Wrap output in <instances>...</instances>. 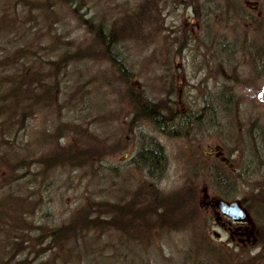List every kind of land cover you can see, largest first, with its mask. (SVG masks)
I'll return each instance as SVG.
<instances>
[{"label":"rangeland","instance_id":"rangeland-1","mask_svg":"<svg viewBox=\"0 0 264 264\" xmlns=\"http://www.w3.org/2000/svg\"><path fill=\"white\" fill-rule=\"evenodd\" d=\"M183 18L173 21L165 0H0V85L9 90V75L20 84L22 109L39 96L15 151L25 160L63 151L49 167L0 181V199L25 206L16 225L25 222L30 235L11 246L0 238V264H248V248L227 244L202 208L201 184L218 171L205 155L219 143L236 166L221 169L219 184L264 230V69L251 60L215 65L212 50L200 48L212 34L191 21L187 35ZM91 20L117 34L108 47ZM62 59L59 69L49 64ZM224 87L232 97L206 100ZM143 101L167 120L143 111ZM150 141L168 160L157 184L133 164ZM65 226L73 231L64 243L38 238Z\"/></svg>","mask_w":264,"mask_h":264},{"label":"flooded vegetation","instance_id":"flooded-vegetation-1","mask_svg":"<svg viewBox=\"0 0 264 264\" xmlns=\"http://www.w3.org/2000/svg\"><path fill=\"white\" fill-rule=\"evenodd\" d=\"M165 11L172 16L173 21L182 19L184 15L187 21V24L184 25L187 35L193 27L191 21L201 22L200 32L202 36L212 34V41L210 45L205 46L206 44H204L200 48L203 50L204 47L205 52L206 49H211L213 62L220 68L232 69L243 67L251 60L259 69H264V0H165ZM180 11H183L182 16H180ZM225 33L228 35H222ZM239 43H242L241 47L238 46ZM238 49H241L243 52H239ZM223 89H226L224 92L227 93L220 92L215 95L211 94L206 100H221L232 97L233 94L228 88L224 87ZM219 91L220 89H218ZM186 94L185 96L187 98L188 95ZM216 95L219 97H216ZM205 111L208 110H202L203 113ZM189 114L196 115L194 112ZM165 119L167 120V116ZM169 124L171 126L173 125L172 123ZM156 144L158 143L150 141L141 145L135 155V159L138 160H133V164L138 165L137 162L143 157L142 153H145V151L149 152L150 157L148 160H152V162L150 165L151 174L148 177L157 184V182H163L165 180V174L168 170V160L165 159L162 145L159 144L163 152L161 156L151 147V145L155 146ZM208 148L209 152L206 153L205 158L206 160H213L218 165V171L208 173L210 175L209 178H206L208 183H205V178L202 179L201 186L204 194L201 199V206L204 209L210 210L211 213H214L216 223L228 232L230 237L226 242L227 244L236 240V245L248 248L250 253V257L248 259L246 258L249 261L248 264H260L262 259H264V230L256 226L252 213L243 204V201L240 199L242 205L250 213L253 221L250 225L235 221L239 218L234 219L230 215L222 212L218 207L213 206L215 200L235 201L227 199L224 185L219 183L222 179H225L221 173V169L224 171H234L236 166L223 145L215 143L213 146L209 145ZM164 163L166 164L165 168ZM209 187L216 189V193H210ZM156 190L161 191V188H157ZM154 210L155 207L153 205L152 211L154 212ZM236 252V256L240 258L239 251Z\"/></svg>","mask_w":264,"mask_h":264},{"label":"trees","instance_id":"trees-1","mask_svg":"<svg viewBox=\"0 0 264 264\" xmlns=\"http://www.w3.org/2000/svg\"><path fill=\"white\" fill-rule=\"evenodd\" d=\"M71 5V4H70ZM72 6V5H71ZM72 7L76 9V4H74ZM8 16H5L4 20L9 22ZM93 22V26H92ZM90 25L92 28L97 29L98 39L103 44H105L107 47L112 43L117 34L115 32H111V30L105 29V26L102 21H90ZM102 30H104V33H102ZM107 31V32H106ZM109 38V43L105 40ZM97 39V40H98ZM108 43V44H107ZM67 60V59H66ZM65 59H62L60 61H52L49 60V64L52 66V68L59 69L60 64L64 65V62H66ZM68 65V63L66 64ZM128 74V73H127ZM2 80L8 83L9 90L3 89V87L0 85V160H5L4 162L0 161V181H3L6 179V181L9 182L12 175L14 173H17V169H20L22 167H27L28 171L30 172L31 169H34L36 165L42 164L46 167H49L50 165L54 164L57 160H59L60 157L56 156L59 154V152L63 151H57L54 150L51 155H49L48 158L43 157L36 160L34 157L32 160H25L27 156H25V159L22 158L21 151H15V141L17 137L19 136L20 132L22 133L23 130H26L28 126H26V121L28 119V114L34 113V110H36L38 107L37 100H39V96H36L33 98V103H36L34 105H29L25 108H21L19 103L20 100L18 98H14V95L16 96L17 93H24V91H20V84L18 86L15 83V80L11 77V75L3 77ZM55 90V89H53ZM17 97V96H16ZM43 97V95L40 96V98ZM52 97V95H50ZM42 99V98H41ZM153 104L149 103L148 101L142 102V108L144 109L147 114L154 115L160 118H165L166 115L156 106H151ZM160 115V116H159ZM172 123V122H169ZM59 129V128H58ZM151 147L154 148L155 152L158 155H163L162 148L159 144L151 145ZM78 152H74L73 154H77ZM64 155V154H62ZM142 158L139 160L138 166L142 168L147 175L151 174V162L152 160H148L150 157L149 152L145 151V153H142ZM53 159V160H50ZM17 160V161H16ZM76 161V160H75ZM73 162V161H72ZM166 167V164L164 163V168ZM4 171V173L2 172ZM24 204V203H23ZM15 205V204H14ZM13 205L11 202L4 197L0 199V238H5L8 242V246L13 245V243H21L23 241L22 236H24V232L26 230L25 228V222L23 227H21L18 223H20L24 220H26L25 216V206L21 205L16 207H12ZM18 213H21L22 215L19 216ZM29 227L27 228V235L28 234ZM73 229H71V226H65L57 228L53 231H42L38 238L41 239H48V243L52 246L53 244H60L64 243L63 241L67 239V237L71 234ZM12 232H15L12 233ZM18 232V233H17ZM3 235L5 237H3ZM20 239V240H19ZM14 241V242H13ZM30 241V239H29ZM5 248V247H4ZM1 252L3 250H0Z\"/></svg>","mask_w":264,"mask_h":264},{"label":"water","instance_id":"water-1","mask_svg":"<svg viewBox=\"0 0 264 264\" xmlns=\"http://www.w3.org/2000/svg\"><path fill=\"white\" fill-rule=\"evenodd\" d=\"M213 206L218 207L219 209H221L222 212L230 215L234 219L239 218L238 220L235 221H239L241 223H247L249 225L253 223L250 214L242 206L239 200H235L232 202L225 200H215Z\"/></svg>","mask_w":264,"mask_h":264}]
</instances>
